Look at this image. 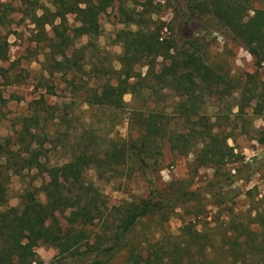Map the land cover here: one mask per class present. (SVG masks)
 <instances>
[{
  "label": "trees",
  "instance_id": "obj_1",
  "mask_svg": "<svg viewBox=\"0 0 264 264\" xmlns=\"http://www.w3.org/2000/svg\"><path fill=\"white\" fill-rule=\"evenodd\" d=\"M115 1L51 0V11L39 0H21L23 17L35 26V41L48 49L47 71L67 74L82 69L81 62H88L87 51L96 48L93 40L101 34L100 16ZM135 1L142 9L135 17L130 11L127 18L137 29L118 35L123 52L121 69L115 71L117 84H103L100 92L88 96L87 102L123 109L126 94L135 98L143 92L172 89L184 98L181 105L188 113L185 124L190 126L178 132L169 126V115L151 108H133V137L112 141L103 157L81 152L61 168L47 169L50 182L42 188L46 202L39 199L38 189H32L21 195L19 207L8 206L10 177L26 169L44 167L39 161L41 153L31 149L36 135L25 134L31 136L29 143L24 135H18L14 142L12 138L5 139L0 144V264L36 263V250L44 243L58 249L57 261L70 259L71 264H113L119 255H125L127 264H264V207L255 213H235L228 207L202 230L193 221H186L180 234L173 235L168 223L177 209L200 217L209 204L207 193L191 190V180L172 182L164 190L153 187L148 198L111 207L104 194L85 179L89 167L99 173L123 166H136L144 174L157 170L165 146L183 156L194 153V171L210 168L215 170V177L240 155L228 144L229 137L214 133L211 119L199 116L204 96L229 97L240 91L256 101V115L264 112V79L260 71L264 68V9H254L253 0H193L189 6L192 17L213 15L254 58L257 70L235 77L222 66L207 64L192 39L178 46L174 37H164L170 27L154 20L161 9L157 0L141 4ZM15 10L12 3L0 0L2 29L11 27ZM69 15H75L80 24L73 36L65 24ZM47 27H51L53 37L48 35ZM84 36L90 38L88 44L74 50L75 41ZM8 37L0 34L2 61L8 60ZM159 59L163 62L157 71ZM143 68L146 73L141 71ZM36 102L46 111L44 96ZM20 144H25L24 150ZM216 186L220 192L214 205L235 200L232 191H221L222 181L211 187ZM260 202L264 205V198ZM67 210H75L76 216L63 231L58 214ZM97 225L98 232L91 233L90 228Z\"/></svg>",
  "mask_w": 264,
  "mask_h": 264
},
{
  "label": "rangeland",
  "instance_id": "obj_2",
  "mask_svg": "<svg viewBox=\"0 0 264 264\" xmlns=\"http://www.w3.org/2000/svg\"><path fill=\"white\" fill-rule=\"evenodd\" d=\"M137 1L140 4L146 2ZM192 1H155L160 3L161 9L153 16L154 20L170 27L163 36L174 37L178 46L192 39L195 50L207 64L215 68L222 66L231 76L254 73L257 70L254 58L244 45L234 40L229 30L221 27L213 15L192 17L189 12ZM3 2L12 3L16 10L9 30L0 27V34L9 35L10 43L8 60H0V144L7 138L15 141L18 135H24L26 143H29L31 136L25 134L30 132L36 135L31 149L41 153L39 161L44 167L26 169L10 177L9 207H19L21 195L32 189H38L39 199L46 202L42 188L50 182L47 169L61 168L81 152L103 157L112 141L133 137V127L130 128L133 108H151L169 115V126L178 132L190 126L185 124L188 113L181 105L184 98H179L172 89L158 93L143 92L135 98L132 94H126L123 109L90 105L87 102L88 96L100 92L103 84H117L115 71L121 69L119 59L123 52L118 35L124 30L137 29L127 18L130 11L135 17L142 9L135 0H117L100 16L101 34L93 40L96 48L87 51L88 62H81L82 69L67 74L46 70L48 49L44 43L35 41V26L23 17L21 0ZM39 3L54 11L51 0H39ZM253 8L264 9V0H253ZM65 24L71 36L74 35V29L80 26L75 15H69ZM46 29L48 35L53 37L51 27ZM89 41V37H81L75 41L73 49L79 51ZM162 62V59L158 60L157 71H160ZM94 66L98 73L94 72ZM141 71L146 73L147 69ZM260 71L264 79V68ZM41 96H44L48 108L46 111L41 110L42 106L36 102ZM255 105V100L242 95L240 91H234L229 97L204 96L199 116L211 119L215 126L214 133L229 137L228 144L240 155L235 163L227 164L215 177V170L210 168L194 171V153L183 156L165 146L157 170L153 168L144 174L136 166H123L115 171L102 170L99 173L97 169L89 167L85 171V179L104 194L111 207L148 198L153 187L164 190L172 182L191 180V190L207 193L205 197L209 204L205 214L200 217L177 209L168 223L173 235L180 234L186 221H193L202 230L206 223L215 219L219 211H225L228 207H232L235 213H255L264 207L260 202L264 198V112L256 115ZM19 147L24 150L25 144ZM228 173V176H232L229 180ZM221 181V191H232L236 198L233 202L214 205L220 190L218 186H211ZM75 216V210L58 214L63 231L71 226ZM99 229L100 225H97L89 231L96 233ZM36 251L39 260L35 264H71L70 259L57 261L59 251L50 244H41ZM113 264H127L125 255H119Z\"/></svg>",
  "mask_w": 264,
  "mask_h": 264
},
{
  "label": "built area",
  "instance_id": "obj_3",
  "mask_svg": "<svg viewBox=\"0 0 264 264\" xmlns=\"http://www.w3.org/2000/svg\"><path fill=\"white\" fill-rule=\"evenodd\" d=\"M33 264H35V263H33Z\"/></svg>",
  "mask_w": 264,
  "mask_h": 264
}]
</instances>
